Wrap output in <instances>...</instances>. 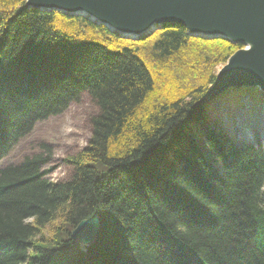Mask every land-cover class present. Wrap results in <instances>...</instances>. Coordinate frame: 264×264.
Segmentation results:
<instances>
[{"label":"trees","instance_id":"trees-1","mask_svg":"<svg viewBox=\"0 0 264 264\" xmlns=\"http://www.w3.org/2000/svg\"><path fill=\"white\" fill-rule=\"evenodd\" d=\"M239 47L0 0V158L82 93L96 107L66 180L42 143L0 166V264H264V146L234 143L199 102ZM94 214L95 242L75 243Z\"/></svg>","mask_w":264,"mask_h":264},{"label":"water","instance_id":"water-1","mask_svg":"<svg viewBox=\"0 0 264 264\" xmlns=\"http://www.w3.org/2000/svg\"><path fill=\"white\" fill-rule=\"evenodd\" d=\"M25 5L83 16L129 39L163 23H179L190 36L224 38L241 47L218 68L199 102L208 104L231 87L264 91V0H25ZM99 226L94 214L74 227L71 238L91 246Z\"/></svg>","mask_w":264,"mask_h":264},{"label":"rangeland","instance_id":"rangeland-1","mask_svg":"<svg viewBox=\"0 0 264 264\" xmlns=\"http://www.w3.org/2000/svg\"><path fill=\"white\" fill-rule=\"evenodd\" d=\"M245 88L257 91L252 95L240 90ZM238 89L239 92L235 93ZM227 91L229 92L226 93ZM229 98H234L237 102L231 105ZM95 112L93 101L86 93H82L77 101L71 103L59 115L36 122L27 138L3 160L18 161L42 143L51 151L47 165L49 179L66 180L71 170L66 159L85 146L90 134V117ZM210 116L216 117L229 135H234L236 143L259 140L264 146V92L259 87H231L225 90L212 101ZM49 231L50 229H47L45 235Z\"/></svg>","mask_w":264,"mask_h":264},{"label":"bare ground","instance_id":"bare-ground-1","mask_svg":"<svg viewBox=\"0 0 264 264\" xmlns=\"http://www.w3.org/2000/svg\"><path fill=\"white\" fill-rule=\"evenodd\" d=\"M67 15H70V14H67ZM70 16H73V15H70ZM154 30H156V26H153L152 28H150L149 30H148V32H150V31H154Z\"/></svg>","mask_w":264,"mask_h":264}]
</instances>
